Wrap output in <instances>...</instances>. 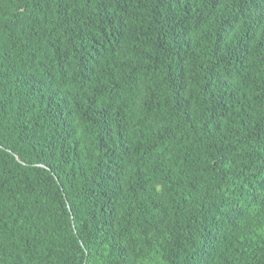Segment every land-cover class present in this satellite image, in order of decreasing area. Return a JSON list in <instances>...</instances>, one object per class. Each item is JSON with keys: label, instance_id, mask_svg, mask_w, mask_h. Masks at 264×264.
Here are the masks:
<instances>
[{"label": "trees", "instance_id": "16d2710c", "mask_svg": "<svg viewBox=\"0 0 264 264\" xmlns=\"http://www.w3.org/2000/svg\"><path fill=\"white\" fill-rule=\"evenodd\" d=\"M0 264H264V0H0Z\"/></svg>", "mask_w": 264, "mask_h": 264}]
</instances>
